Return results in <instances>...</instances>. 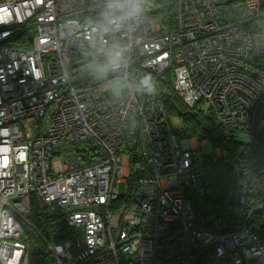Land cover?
<instances>
[{
  "label": "built area",
  "instance_id": "2783aa9c",
  "mask_svg": "<svg viewBox=\"0 0 264 264\" xmlns=\"http://www.w3.org/2000/svg\"><path fill=\"white\" fill-rule=\"evenodd\" d=\"M167 71L252 161L178 136ZM33 204L70 231L37 264H264L261 0H0V264H33Z\"/></svg>",
  "mask_w": 264,
  "mask_h": 264
},
{
  "label": "trees",
  "instance_id": "16d2710c",
  "mask_svg": "<svg viewBox=\"0 0 264 264\" xmlns=\"http://www.w3.org/2000/svg\"><path fill=\"white\" fill-rule=\"evenodd\" d=\"M261 2L264 9V0ZM16 31L11 45L17 48H29L35 33L34 25L24 23L17 26ZM171 74V71H167L161 80L169 89V94L164 97L169 121L171 122L172 119L180 121V128L174 129L178 136L195 138L200 142L207 141L213 147L220 148L221 160L227 171L252 161L258 152L255 146L237 132L227 133L211 106L191 107L186 104L175 91ZM30 217L38 231L26 233V239L34 243L30 244L31 249H34L32 259L36 260L33 264H37L48 254L49 246L64 239L70 231L64 222L62 212L50 214L47 210L40 209L33 204ZM252 227L264 239V223L256 222Z\"/></svg>",
  "mask_w": 264,
  "mask_h": 264
},
{
  "label": "rangeland",
  "instance_id": "374dc122",
  "mask_svg": "<svg viewBox=\"0 0 264 264\" xmlns=\"http://www.w3.org/2000/svg\"><path fill=\"white\" fill-rule=\"evenodd\" d=\"M171 4H172V1H167L166 2V5L168 6V8L170 9L171 7ZM167 17V16H166ZM109 94L113 97L114 96V92L112 89L109 90ZM206 107L208 106L207 104L205 105ZM171 124L173 126V128L175 130H178L180 128V121L178 119H172L171 120ZM246 140V139H245ZM203 149H204V152L206 154H213V155H216V151L217 148L213 147L210 143H206L203 145ZM124 187H120L121 190H123ZM124 204V199H119L118 201L115 202V204L111 207L112 210H117V207H120L121 205ZM120 210V208H119ZM31 233V232H29ZM34 233V232H33ZM30 244H34L32 242H30ZM33 250L34 249H31L32 251V257H33ZM33 260V259H32ZM36 260H34L33 262L35 263Z\"/></svg>",
  "mask_w": 264,
  "mask_h": 264
},
{
  "label": "bare ground",
  "instance_id": "6f19581e",
  "mask_svg": "<svg viewBox=\"0 0 264 264\" xmlns=\"http://www.w3.org/2000/svg\"><path fill=\"white\" fill-rule=\"evenodd\" d=\"M33 41V38H32V40H31V42Z\"/></svg>",
  "mask_w": 264,
  "mask_h": 264
},
{
  "label": "clouds",
  "instance_id": "9594fccd",
  "mask_svg": "<svg viewBox=\"0 0 264 264\" xmlns=\"http://www.w3.org/2000/svg\"><path fill=\"white\" fill-rule=\"evenodd\" d=\"M31 45H32V43H31Z\"/></svg>",
  "mask_w": 264,
  "mask_h": 264
}]
</instances>
